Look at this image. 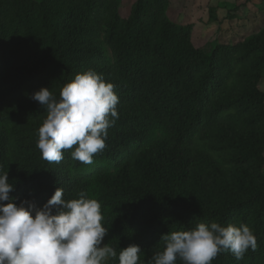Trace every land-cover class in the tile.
I'll return each instance as SVG.
<instances>
[{
	"label": "trees",
	"instance_id": "trees-1",
	"mask_svg": "<svg viewBox=\"0 0 264 264\" xmlns=\"http://www.w3.org/2000/svg\"><path fill=\"white\" fill-rule=\"evenodd\" d=\"M0 0V170L10 197L42 207L86 192L101 205L104 243L164 249L162 235L199 223L247 225L257 249L212 264H264V27L209 50L166 0ZM93 70L115 85L119 118L103 151L83 164L41 158L47 111L31 99ZM109 264H118L110 260ZM177 264H183L177 261Z\"/></svg>",
	"mask_w": 264,
	"mask_h": 264
},
{
	"label": "clouds",
	"instance_id": "clouds-1",
	"mask_svg": "<svg viewBox=\"0 0 264 264\" xmlns=\"http://www.w3.org/2000/svg\"><path fill=\"white\" fill-rule=\"evenodd\" d=\"M115 85L106 83L93 70L77 74L59 92L41 88L31 99L46 109L38 129L36 147L41 158L59 164L64 151L83 164H92L93 156L104 150L108 130L119 118ZM14 185L8 172L0 170V264H139L141 248L131 244L116 249L104 243L108 229L103 224L101 205L96 199L78 193L65 200L57 187L42 207L28 200L10 197ZM164 249L147 264H212L221 253L230 252L242 260L257 249L253 231L245 224L199 223L187 231L162 235Z\"/></svg>",
	"mask_w": 264,
	"mask_h": 264
},
{
	"label": "rangeland",
	"instance_id": "rangeland-1",
	"mask_svg": "<svg viewBox=\"0 0 264 264\" xmlns=\"http://www.w3.org/2000/svg\"><path fill=\"white\" fill-rule=\"evenodd\" d=\"M128 14L136 0H118ZM167 18L176 25H191L193 39L205 49L233 45L264 27V0H166Z\"/></svg>",
	"mask_w": 264,
	"mask_h": 264
}]
</instances>
